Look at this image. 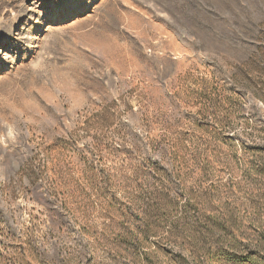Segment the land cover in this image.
<instances>
[{
  "label": "rangeland",
  "instance_id": "1",
  "mask_svg": "<svg viewBox=\"0 0 264 264\" xmlns=\"http://www.w3.org/2000/svg\"><path fill=\"white\" fill-rule=\"evenodd\" d=\"M263 101L264 0H0V264H264Z\"/></svg>",
  "mask_w": 264,
  "mask_h": 264
},
{
  "label": "bare ground",
  "instance_id": "2",
  "mask_svg": "<svg viewBox=\"0 0 264 264\" xmlns=\"http://www.w3.org/2000/svg\"><path fill=\"white\" fill-rule=\"evenodd\" d=\"M63 19H64V18L56 17V18H54L52 21H53V22H59V21H63ZM52 21H51V22H52Z\"/></svg>",
  "mask_w": 264,
  "mask_h": 264
},
{
  "label": "trees",
  "instance_id": "3",
  "mask_svg": "<svg viewBox=\"0 0 264 264\" xmlns=\"http://www.w3.org/2000/svg\"><path fill=\"white\" fill-rule=\"evenodd\" d=\"M263 103H264V101H263ZM255 156H257V158H259V159H262V158H264V154H260V153H257V155H255Z\"/></svg>",
  "mask_w": 264,
  "mask_h": 264
}]
</instances>
